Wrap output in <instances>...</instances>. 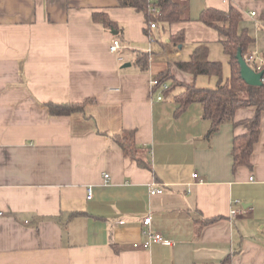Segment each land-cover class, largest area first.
Segmentation results:
<instances>
[{
  "label": "crops",
  "instance_id": "1",
  "mask_svg": "<svg viewBox=\"0 0 264 264\" xmlns=\"http://www.w3.org/2000/svg\"><path fill=\"white\" fill-rule=\"evenodd\" d=\"M176 1L187 5L188 20L163 31L149 30L142 13L117 0H0V264H264V111L252 167L233 171L232 139L255 108L238 109L234 124L207 139L199 104L175 115L181 88L163 94L149 84L171 75L215 87L216 77L173 65L196 44L207 46L208 59L229 78L219 35L199 21L206 8L239 9V27L259 61L264 1ZM94 13L117 24L118 36L93 21ZM180 31L184 42L173 48L169 36ZM114 38L126 46L123 59L109 51ZM153 42L163 52L148 53L141 72L133 52L147 53ZM88 99L83 113L70 116H51L46 107ZM126 131L148 148L150 169L106 136ZM153 184L163 192L150 195ZM144 231L169 244L143 248Z\"/></svg>",
  "mask_w": 264,
  "mask_h": 264
},
{
  "label": "trees",
  "instance_id": "2",
  "mask_svg": "<svg viewBox=\"0 0 264 264\" xmlns=\"http://www.w3.org/2000/svg\"><path fill=\"white\" fill-rule=\"evenodd\" d=\"M117 2L121 8H130L142 13L147 26L154 23L157 28L161 26L163 31L174 23L188 20L187 5L176 0H117ZM242 18V12L233 6H230L226 11L206 8L199 16V21L216 31L220 37L221 47L228 57L229 78L222 79V64L208 59V48L203 44L194 45L188 60H177L174 61L173 65L177 70L191 74L193 77H216L215 87L197 88L193 85H184L171 75L161 77L162 83H169L167 89L162 91L163 94H166L172 88H181L174 99L177 105L175 115L182 113L185 108L193 103L201 106L202 119L209 122V129L205 135L207 139L217 132L222 124H234V115L238 109L255 108L254 117L241 124L245 132L232 139L233 171L239 167H252L250 159L253 154V147L259 139L260 114L264 111V74L262 85L258 87L246 85L240 77V69L236 60L238 52L241 53L243 60L255 72H264V53L261 59L257 61L249 52V46L252 44L253 39L245 29H240ZM93 21L101 24L105 31L115 32V37L120 33L117 24L112 22L104 13H94ZM259 26L264 28V12ZM145 33L148 34L147 30H145ZM183 42V31L169 36V45L173 48H177ZM133 53V66L141 72L147 71L148 53L142 51H134ZM258 67L259 70H257ZM91 102L93 100L88 99L81 104H48L46 107L51 116H70L75 113H83L84 107ZM106 136L120 148L124 157L133 160L141 169H150L151 165L147 158L148 148H141L135 143V133L133 131Z\"/></svg>",
  "mask_w": 264,
  "mask_h": 264
},
{
  "label": "built area",
  "instance_id": "3",
  "mask_svg": "<svg viewBox=\"0 0 264 264\" xmlns=\"http://www.w3.org/2000/svg\"><path fill=\"white\" fill-rule=\"evenodd\" d=\"M251 16H255V13H251ZM148 28L150 30L157 29V25H155L154 23H151V24H149ZM125 49H126V46H124L122 44V42L119 39H117V38H114L111 41V44L109 46V51L111 53L116 54L119 59H123L124 55H123L122 52ZM147 53H150V51H148ZM257 70H259V67L257 68ZM149 84H150V88L151 89L158 88L161 91H164V90L167 89V84L166 83H162L161 77H157V78L152 79ZM157 99H158V101H160L162 98L160 96ZM108 177L109 176L107 174L104 175L105 182L107 181ZM193 178L196 179L198 177H197L196 174H194ZM198 182L202 183V180H199ZM162 192H163V189L159 185L153 184L151 186V188H150V195H157V194H161ZM91 197H92L91 189L88 188V190H87V198L90 199ZM232 214L234 215V214H236V212L233 211L231 213V215ZM3 216H4V213L2 211H0V217H3ZM149 224H150V218H146L143 221V226L147 228L149 226ZM144 234L147 235L149 241H147L146 243H144L142 245L143 248L149 247L150 243H161V244H166V245L169 244V242L163 240V238L159 234H151L148 231H144Z\"/></svg>",
  "mask_w": 264,
  "mask_h": 264
},
{
  "label": "water",
  "instance_id": "4",
  "mask_svg": "<svg viewBox=\"0 0 264 264\" xmlns=\"http://www.w3.org/2000/svg\"><path fill=\"white\" fill-rule=\"evenodd\" d=\"M113 35H116L115 32H112ZM181 46H179L180 48ZM236 60L240 69V77L243 82L248 86L258 87L262 85V77L264 72H255L252 68H250L247 63L243 60L241 53L238 52L236 55ZM129 64H126L124 67H129Z\"/></svg>",
  "mask_w": 264,
  "mask_h": 264
},
{
  "label": "rangeland",
  "instance_id": "5",
  "mask_svg": "<svg viewBox=\"0 0 264 264\" xmlns=\"http://www.w3.org/2000/svg\"><path fill=\"white\" fill-rule=\"evenodd\" d=\"M161 45H166V40H167V37H165V36H161ZM149 51L152 53V54H156V55H161L162 54V49H161V47H160V45H159V43L158 42H153L152 44H151V47H150V49H149ZM182 54L184 55V60H187L188 59V56L190 55V53H191V49L190 48H184L182 51ZM170 62H171V60H170ZM177 85H178V82L176 83Z\"/></svg>",
  "mask_w": 264,
  "mask_h": 264
}]
</instances>
